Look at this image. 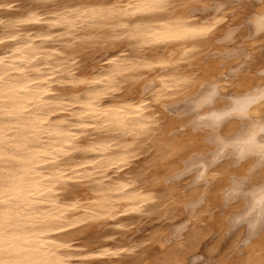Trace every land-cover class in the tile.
Here are the masks:
<instances>
[{"label":"bare ground","instance_id":"1","mask_svg":"<svg viewBox=\"0 0 264 264\" xmlns=\"http://www.w3.org/2000/svg\"><path fill=\"white\" fill-rule=\"evenodd\" d=\"M240 1L0 0V264H192L204 247L264 264V0ZM171 104L206 131L176 134Z\"/></svg>","mask_w":264,"mask_h":264},{"label":"rangeland","instance_id":"2","mask_svg":"<svg viewBox=\"0 0 264 264\" xmlns=\"http://www.w3.org/2000/svg\"><path fill=\"white\" fill-rule=\"evenodd\" d=\"M234 4L235 5H237V6H239V8L240 7H242V5H243V3L239 0H234ZM241 6H240V5ZM233 25V27L234 26H239L238 25V23L236 22V23H233L232 24ZM229 29V28H228ZM227 31V30H226ZM224 40H226V41H223V42H227V43H229L230 44V46H231V48L233 47V45H232V41L231 40H229V39H224ZM229 42H228V41ZM229 44H227L228 46H229ZM227 46V47H228ZM230 46L228 47V48H230ZM259 50H257V55L258 56H260L261 54H264V47H262V48H258ZM243 57V56H242ZM208 86H206L205 88H204V91H207V89H209V87L207 88ZM229 99L228 98H224L223 99V101H228ZM179 105L181 104V103H178ZM178 104H171L170 105V107H168L169 108V111L171 110L172 112V114H174V115H178V116H180L181 117V119H184V120H186V121H184V123H182L181 125H180V127H178V128H176V130L175 131H179V132H175L176 134H179V135H181V132H183L184 130H186V128H190V129H194L195 131H199V130H203V131H206V130H204V126H203V121H197V120H200V118L198 117V116H200L201 115V112H199V113H194V114H186V113H189V112H186V110H184V108H182V110H184L183 112H184V114H186V115H184L183 114V112H181L182 110H180L181 108H179L178 109ZM174 105H176V106H174ZM226 106H228V105H226ZM180 107V106H179ZM223 107H225V106H223ZM174 108V109H173ZM176 109H178V110H176ZM181 114V115H180ZM183 114V115H182ZM190 115H192V116H190ZM187 116H190V118H187ZM190 122V123H189ZM186 126V127H185ZM202 127V128H201ZM178 129V130H177ZM212 136V135H211ZM206 138H209V137H206ZM212 145H215V149L217 150V147H218V145H217V143L215 144L214 142H210ZM217 145V146H216ZM213 149V148H212ZM215 149H214V151H215ZM210 151V152H209ZM211 151H213V150H211V148H209V150H208V152L206 153V154H204V155H202V153L200 154V155H202V156H205V159H211L212 158V154L213 153H211ZM206 155H210V157L208 158ZM212 155V156H211ZM189 159V158H188ZM187 159V160H188ZM251 171V170H250ZM254 172H258V170L256 171V169L254 170ZM188 175V174H187ZM189 175H190V173H189ZM196 175V174H195ZM182 178V177H181ZM181 178H180V180H181ZM177 179V178H176ZM242 179V178H241ZM178 181H180L179 179H177ZM191 181V180H190ZM234 182H232L231 181V186L232 187H234V189L231 187V189H232V191H231V193H233V191L237 188L236 186H238L239 187V189H242V190H244V192L243 193H245V191L246 190H248V189H251L253 186L252 185H254V184H256V182H258L257 180H256V178L253 180V178H247V179H242V180H240V178L239 179H235V180H233ZM236 183L237 185L236 186H234V184ZM255 186V185H254ZM207 187H210L211 188V185H209V186H207ZM229 187V188H230ZM236 187V188H235ZM244 188V189H243ZM226 191H227V189H226ZM229 193H230V191H229ZM235 195H233V197H229V198H231V200L228 198V201H231V202H228V203H230V204H227V206H229V205H233L235 202H236V197H234ZM232 198H234L233 200H232ZM224 202H226V201H224ZM224 206H226L225 205V203H224ZM226 206V207H227ZM226 207H224V208H226ZM244 208V207H243ZM242 211L244 210V209H241ZM241 210H239V211H241ZM241 211V212H242ZM240 212V213H241ZM236 213H239V212H236ZM235 213V214H236ZM239 213V214H240ZM234 214V215H235ZM237 221H239L238 220V218L236 219ZM178 222V223H177ZM182 222V220H178V221H176V222H169V223H167V226H168V229H169V232L171 231V233H174L176 230H177V226L180 224ZM154 222H152V224H153ZM173 223V224H172ZM151 223L150 222H147V223H145V222H143V223H141V224H139L137 227H136V229H138V230H136V231H134L133 233H131L130 235H131V237L133 236V238H139V237H141L143 234L142 233H144V228H148V226L150 225ZM158 224V223H157ZM170 224V225H169ZM154 225H156V223H154ZM170 227V228H169ZM141 229V230H140ZM173 230V231H172ZM140 232V233H139ZM139 235V236H138ZM136 236V237H135ZM228 237V236H227ZM229 237H230V235H229ZM226 240H224L223 241V243H225L224 245H227L226 244V242L228 243V238H225ZM226 241V242H225ZM191 261H192V264H209V258L207 257V254H206V252H205V247L204 248H202L201 250H199V251H197V252H195V253H193V255H191Z\"/></svg>","mask_w":264,"mask_h":264},{"label":"snow or ice","instance_id":"3","mask_svg":"<svg viewBox=\"0 0 264 264\" xmlns=\"http://www.w3.org/2000/svg\"><path fill=\"white\" fill-rule=\"evenodd\" d=\"M162 4H163V0H157V8L153 9V10H162ZM131 7V5H130Z\"/></svg>","mask_w":264,"mask_h":264}]
</instances>
